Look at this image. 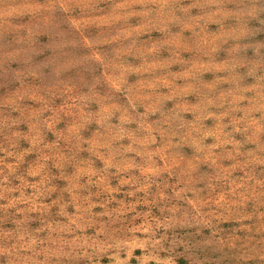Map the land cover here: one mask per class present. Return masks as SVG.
<instances>
[{"label":"rangeland","instance_id":"1","mask_svg":"<svg viewBox=\"0 0 264 264\" xmlns=\"http://www.w3.org/2000/svg\"><path fill=\"white\" fill-rule=\"evenodd\" d=\"M0 264H264V0H0Z\"/></svg>","mask_w":264,"mask_h":264}]
</instances>
